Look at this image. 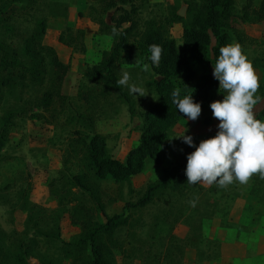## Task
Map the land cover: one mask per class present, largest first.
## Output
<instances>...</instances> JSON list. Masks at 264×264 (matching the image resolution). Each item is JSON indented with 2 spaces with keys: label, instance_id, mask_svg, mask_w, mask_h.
Here are the masks:
<instances>
[{
  "label": "trees",
  "instance_id": "obj_1",
  "mask_svg": "<svg viewBox=\"0 0 264 264\" xmlns=\"http://www.w3.org/2000/svg\"><path fill=\"white\" fill-rule=\"evenodd\" d=\"M21 1V0H18ZM21 11L3 16L8 8L7 0H0V29L14 30L13 21L18 14L27 10L26 15L33 17L31 11L36 9L37 0H23ZM55 1V2H54ZM51 1L49 7L60 6L57 0ZM87 17L97 25L98 34L111 38L108 49L101 52L100 59L87 65L82 72V81L79 85L78 99L86 105L85 111H90L92 104L108 101L113 95L124 99L131 116L136 115L134 101L126 87H118L116 81L119 77V63L123 53L130 45L135 46L140 54L151 61L149 46L158 45L163 49L159 67H152L154 76L149 79L156 101L150 105L142 115L139 142L128 150L125 161L122 162L111 157L107 152L106 137L101 134H92L87 138L80 129L72 130L64 144V159L76 160L83 172L71 174L70 177L57 181L51 180L48 184L49 195L57 200L58 205L65 201L69 205L65 212L59 209L49 210L39 206L43 224L51 222V227L45 230L37 223L33 224V234L29 237L16 235L13 232L0 230V264H30L28 259L36 258L40 264H118L116 252H124V242L119 239V233L126 229L131 239L136 236L135 228L144 225L141 212L148 205L160 209L167 207L163 216L157 214L154 226L160 221L175 215L176 222L182 219L183 212L176 206V197H184L194 193V190H204L200 184L187 183L185 169L187 161L176 165L163 177L149 182L144 193L135 202L125 201L122 212L106 215L104 204L100 197L99 182L110 176L115 182H127L140 173L145 165L146 158L156 162L160 161V147L170 129L180 120L187 118L176 108L172 102L171 93L179 88L181 98L192 95L195 102L201 103L202 111L210 107L214 100H222L224 94L219 91V81L212 74L197 78L192 67L194 60L215 61L219 55L220 47L231 43V36L227 28L230 27V17L233 14L234 0H174L166 5L163 14H153L143 17L148 0H87ZM186 4L185 16L178 13L180 4ZM68 5L63 6L60 15L67 14ZM109 14V21L106 16ZM51 11L50 16H58ZM264 17V0L257 8H253L252 0H245L240 18L248 22H256ZM174 23L182 25V47L178 48L170 34ZM10 26V27H8ZM46 17L34 19L31 32L22 40L19 47L0 39V90H10L18 86L43 87L45 90L40 97L33 99L20 97L19 111H10L4 117L0 128V148L13 125L15 116L26 117L31 112V119L46 120L49 124H57L60 115H64L75 124L86 125V118L80 109L73 104V99L62 93V82L70 68L69 63L61 61L54 47L44 43L47 29ZM115 27L119 35L113 34ZM85 31L66 25L58 35V41L71 48L73 52L85 53ZM254 65L264 68V57L261 61L255 60ZM90 86H89V85ZM183 87H190L183 89ZM261 97L264 96V83H260ZM0 99L3 94L0 93ZM33 109L35 111L33 112ZM47 114V116H46ZM264 117V107L258 111L257 118ZM206 116L204 122H210ZM200 143V141H199ZM197 143L195 146H198ZM195 147H193V150ZM253 183L248 187L247 193L257 198L264 205V180L258 176L253 177ZM91 184V186L89 185ZM196 188V189H195ZM22 209L26 210L30 202L23 192ZM161 205V207H160ZM191 208V227L199 226L195 217L199 214ZM105 216L101 222L97 214ZM67 214L70 221L78 227V233L71 239L62 238L61 217ZM166 221V220H165ZM164 221V222H165ZM170 231L172 232L171 225ZM200 232V230H198ZM170 232L169 242L175 240ZM201 233V232H200ZM201 235V234H200ZM202 235H196L191 244L197 249V260L208 261L218 255V244L206 239V244L214 248L213 253L200 248L203 243ZM202 242V243H201ZM50 249L55 256L45 257L41 248ZM136 249V248H135ZM184 255V248L180 249V256ZM156 264H164V260L174 262L171 254L165 256L152 255Z\"/></svg>",
  "mask_w": 264,
  "mask_h": 264
},
{
  "label": "rangeland",
  "instance_id": "obj_2",
  "mask_svg": "<svg viewBox=\"0 0 264 264\" xmlns=\"http://www.w3.org/2000/svg\"><path fill=\"white\" fill-rule=\"evenodd\" d=\"M7 1L9 5L5 9L3 16L21 11L22 5L27 4L23 0ZM37 1L36 9L31 11L34 16H27V10L22 11V14L20 13L14 18V30L9 32L7 29H0V39H4L13 46L19 47L23 38L31 32L34 26V19L46 17L47 25H49V21L53 19L50 16L51 11L57 14L61 13L63 12V6L68 3L65 0H57L62 4L61 7L53 6L50 8L49 3L54 0ZM173 1L148 0L143 17L163 14L166 5L173 3ZM260 1L252 0L253 8H257ZM244 3L245 0H234L233 14L235 15L230 17V27L227 30L231 36L230 44L240 43L254 65L256 59L261 61L264 57V17L256 22L242 20L240 15ZM186 8V4L181 3L178 11L185 16ZM84 13L86 15L88 13V1H85ZM109 14L110 12L106 16L107 21H109ZM58 16L65 17V15L60 14ZM170 34L174 38L177 47L181 48L182 25L174 23L170 28ZM84 40L89 44L85 53L73 52L70 48L71 53H75L70 58V62L73 61L74 69L71 71L70 65L63 79L61 89L62 93L73 99V104L76 105L77 109L82 111L84 118L87 120L86 125H84L85 122L75 124V121L65 118L64 115L59 116L57 124H49L42 119H31V112L26 117H14L12 128L4 140V146L0 148V230L2 231L29 237L34 235L33 224L37 223L39 227L43 226L45 230H48L52 225L51 222L43 224L44 220L47 219L46 213L42 220L38 219L41 216V212L38 211L36 213L39 206L49 210L59 209L62 212L68 210L69 205L65 203L66 201L62 205H58L57 200L49 195L48 184L51 180L57 181L59 177L65 179L70 177L71 174L83 172V168L76 160L70 158L67 162L64 159V144L72 130L80 129L87 138L95 133L104 135L108 154L122 162L125 161L128 150L139 142V128L142 123L143 112L156 101L153 98V96L156 98V94L148 84L154 73L151 69L148 72L142 70L143 64H148L147 57L140 54L135 46L130 45L123 53L119 63L118 73L120 78L122 72L127 71L132 77L131 83L145 87L149 92L147 96H137V98L131 95L136 110L135 116L130 115L125 100L116 95H113L108 101L102 100L99 103H93L90 111H85L84 109L87 108V105L78 99L79 85L83 79L81 78L82 73L79 74V69L82 68L83 64L91 65V63L100 59L101 52L109 48L111 38L107 35L96 33L90 38V42L86 41V38ZM213 63H215L213 60H194L192 67L197 78L207 74L213 75ZM254 67L259 75L260 83H264V68L255 65ZM189 88L183 87L185 90ZM44 90L45 86L37 88H19L16 86L10 90L2 88L0 90V93L3 94V99H0V128L3 126L4 117L10 111H19L20 103L18 98L33 99L40 97ZM257 95L261 96L262 94L258 91ZM263 107L264 104L258 106L256 115ZM34 111L35 109H33ZM206 116L211 118L208 123L204 122ZM261 120H264V117ZM218 124L219 121L213 117L210 107L203 110L195 121L184 118L178 121L167 134L165 143L159 152V162L149 157L146 158L143 170L132 176L127 182H115L110 176L100 181V197L104 204L106 215L122 212L124 202L127 200L135 202L142 196L149 182L163 177L176 165L187 161V156L192 152L194 146L186 144L182 137L169 139L170 137L181 135L187 129L185 135H191L194 145H196L203 139L215 136L218 131ZM253 181L252 178L247 185L234 183L226 189L219 188L216 185L210 190H206L207 188L204 187V190L199 191L195 188L194 193L192 192L184 197H176V206H179L183 212L182 217L187 220L186 224L183 223L182 219L176 222L174 217L178 218V215L175 214L166 218L165 222L160 221L159 218L163 216L167 207H161L160 205L161 208L156 209V207L148 205L141 212L144 225H138L134 229L136 232L135 237L132 236L130 239L127 236L126 229L119 233V239L124 242L125 251L122 253L116 252L118 264H156L152 255L157 253L165 256L167 252L171 254L174 262L172 263L165 258L164 264H183L184 257L182 256L181 260L180 249L191 247L193 243L191 240H195L196 235H202L204 218L211 216L209 220L212 221L213 225L223 224L227 220L231 205L230 197L235 192L233 189L236 188L242 193H247V189ZM89 185L91 186L90 183ZM23 192L27 195L30 202L26 210L21 207L24 199L22 197ZM201 196H203L204 200L196 207L190 204L191 200ZM257 207L261 209L259 211L260 217L261 215L263 216L264 205L259 203L258 200ZM191 208L195 210V213L199 214V218H195L198 225L201 223L200 229L199 226H197L198 229L191 227ZM157 214L159 215L158 224L154 226ZM97 218L101 222L105 221V216L99 212ZM170 225L173 227L172 232L170 231ZM61 229L62 238L66 240L73 238L79 231L66 213L61 217ZM170 232L175 236V240H172V242L168 240ZM206 239L203 240V243L201 242L200 248L206 251L209 249L208 254L210 252L213 253L214 248L211 244L209 246L206 244ZM213 242L217 244V242ZM40 250L45 257L55 256V253L50 249L46 250L42 247ZM28 262L30 264H40L38 259L31 257ZM260 264H264V258H262Z\"/></svg>",
  "mask_w": 264,
  "mask_h": 264
},
{
  "label": "clouds",
  "instance_id": "obj_3",
  "mask_svg": "<svg viewBox=\"0 0 264 264\" xmlns=\"http://www.w3.org/2000/svg\"><path fill=\"white\" fill-rule=\"evenodd\" d=\"M112 31L119 35L115 27ZM149 52L151 64H143L145 72L153 66L159 67L163 49L153 44L149 46ZM213 69L219 91L224 93L222 100L210 103L212 115L219 121L216 135L201 140L198 146L194 145L191 135H185L187 129L183 134L169 138L182 137L186 144L195 147L187 156V183L226 189L234 183L247 185L254 176L264 180V120L256 115L258 106L264 104V97L257 95L259 75L238 42L220 47ZM131 80L130 73L124 71L116 84L126 87L136 98L148 95L145 87L131 83ZM180 91L179 88L172 91V102L188 119L197 120L202 112L201 103L195 102L191 94L181 98ZM196 199L190 201L192 206Z\"/></svg>",
  "mask_w": 264,
  "mask_h": 264
},
{
  "label": "crops",
  "instance_id": "obj_4",
  "mask_svg": "<svg viewBox=\"0 0 264 264\" xmlns=\"http://www.w3.org/2000/svg\"><path fill=\"white\" fill-rule=\"evenodd\" d=\"M65 1L68 2L66 16H55L49 21L44 42L55 48L61 61L70 63L72 71L74 69L73 61L70 62V58L75 53L72 54L69 47L58 41L60 31L65 24L82 28L85 31L86 41L90 42V38L94 34H98V31H96L98 28L84 13L85 1L87 0ZM85 43L88 48L89 44ZM86 66L87 64H83L82 68L79 69V74L85 70ZM76 71L78 72V70ZM165 140L166 138L160 149L163 147ZM212 187L214 185L205 188L210 190ZM233 190L235 192L230 197L231 205L227 220L221 225H213L212 221L209 220L211 216H206L202 223V237L217 242L218 255L208 261H198L197 249L192 246L186 247L184 249L183 264H260L262 258H264V215L260 217L259 211L261 209L257 207V200L253 195L242 193L236 188ZM203 200V196L199 197L195 207Z\"/></svg>",
  "mask_w": 264,
  "mask_h": 264
},
{
  "label": "water",
  "instance_id": "obj_5",
  "mask_svg": "<svg viewBox=\"0 0 264 264\" xmlns=\"http://www.w3.org/2000/svg\"><path fill=\"white\" fill-rule=\"evenodd\" d=\"M178 13H179L180 15H182V13H181L180 11H178Z\"/></svg>",
  "mask_w": 264,
  "mask_h": 264
}]
</instances>
